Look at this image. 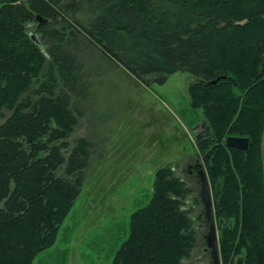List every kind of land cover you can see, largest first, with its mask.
I'll return each mask as SVG.
<instances>
[{"label":"trees","instance_id":"obj_1","mask_svg":"<svg viewBox=\"0 0 264 264\" xmlns=\"http://www.w3.org/2000/svg\"><path fill=\"white\" fill-rule=\"evenodd\" d=\"M63 1L0 0V264H34L81 194L94 145L68 139L90 101V45L143 82L178 71L198 79L191 106L210 134L197 157L222 264H264V0H83V22ZM229 135L249 137V149L228 147ZM190 194L160 166L111 264H192Z\"/></svg>","mask_w":264,"mask_h":264},{"label":"rangeland","instance_id":"obj_2","mask_svg":"<svg viewBox=\"0 0 264 264\" xmlns=\"http://www.w3.org/2000/svg\"><path fill=\"white\" fill-rule=\"evenodd\" d=\"M60 6L71 19L83 22V0H65ZM36 39L43 45L40 33ZM90 46L92 51L84 50L91 75L90 101L68 139L72 144L82 136L92 141L90 164L56 244L39 254L34 264H111L128 236L130 214L150 202L160 166L172 167L192 189L186 205L197 242L185 262L213 264L201 186L190 172L198 158L194 125L202 120L191 106L190 87L198 79L178 71L163 83L143 82Z\"/></svg>","mask_w":264,"mask_h":264},{"label":"water","instance_id":"obj_3","mask_svg":"<svg viewBox=\"0 0 264 264\" xmlns=\"http://www.w3.org/2000/svg\"><path fill=\"white\" fill-rule=\"evenodd\" d=\"M32 36L35 38V34H32ZM225 143L228 147L247 151L250 146V138L245 136L229 135L226 137ZM263 158H264V150H263ZM200 182H201L200 185L201 201L205 209V218L209 222V231L206 236L207 245L211 251V257L213 263L221 264L219 237L217 231L216 217L214 213L213 193L207 172L204 168L200 170ZM238 262L239 264H243V257H240Z\"/></svg>","mask_w":264,"mask_h":264},{"label":"flooded vegetation","instance_id":"obj_4","mask_svg":"<svg viewBox=\"0 0 264 264\" xmlns=\"http://www.w3.org/2000/svg\"><path fill=\"white\" fill-rule=\"evenodd\" d=\"M197 139L205 138L210 134V129L204 123V120H201L197 127ZM204 162L201 158L195 160L194 165H191L194 169H191L190 172H193L194 175L198 176L197 179L200 182V170L204 167Z\"/></svg>","mask_w":264,"mask_h":264},{"label":"crops","instance_id":"obj_5","mask_svg":"<svg viewBox=\"0 0 264 264\" xmlns=\"http://www.w3.org/2000/svg\"><path fill=\"white\" fill-rule=\"evenodd\" d=\"M60 233H61V232H60ZM52 248H53V247H52ZM52 248H50L49 250H47V251H44V252H50V250H51ZM44 252H43V253H44Z\"/></svg>","mask_w":264,"mask_h":264},{"label":"bare ground","instance_id":"obj_6","mask_svg":"<svg viewBox=\"0 0 264 264\" xmlns=\"http://www.w3.org/2000/svg\"><path fill=\"white\" fill-rule=\"evenodd\" d=\"M208 173V172H207Z\"/></svg>","mask_w":264,"mask_h":264}]
</instances>
